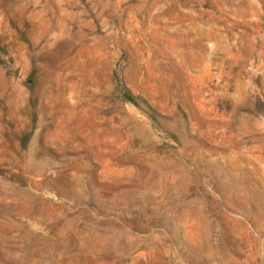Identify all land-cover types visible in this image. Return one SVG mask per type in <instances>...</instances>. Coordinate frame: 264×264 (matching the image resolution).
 Wrapping results in <instances>:
<instances>
[{
  "label": "rangeland",
  "instance_id": "rangeland-1",
  "mask_svg": "<svg viewBox=\"0 0 264 264\" xmlns=\"http://www.w3.org/2000/svg\"><path fill=\"white\" fill-rule=\"evenodd\" d=\"M0 264H264V0H0Z\"/></svg>",
  "mask_w": 264,
  "mask_h": 264
},
{
  "label": "trees",
  "instance_id": "trees-1",
  "mask_svg": "<svg viewBox=\"0 0 264 264\" xmlns=\"http://www.w3.org/2000/svg\"><path fill=\"white\" fill-rule=\"evenodd\" d=\"M129 96H130V93H129Z\"/></svg>",
  "mask_w": 264,
  "mask_h": 264
}]
</instances>
